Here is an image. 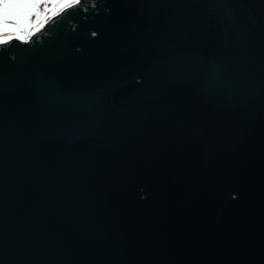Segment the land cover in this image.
Masks as SVG:
<instances>
[{"label": "water", "instance_id": "1", "mask_svg": "<svg viewBox=\"0 0 264 264\" xmlns=\"http://www.w3.org/2000/svg\"><path fill=\"white\" fill-rule=\"evenodd\" d=\"M46 24L0 48V264H264V0Z\"/></svg>", "mask_w": 264, "mask_h": 264}, {"label": "rangeland", "instance_id": "2", "mask_svg": "<svg viewBox=\"0 0 264 264\" xmlns=\"http://www.w3.org/2000/svg\"><path fill=\"white\" fill-rule=\"evenodd\" d=\"M65 0H42L38 9H31V16H21L19 18L9 17L4 20L10 27L7 30H0V37L21 36L28 37L30 32L39 27L43 22L55 12L58 6H64ZM58 10V9H57ZM3 17V5H0V18Z\"/></svg>", "mask_w": 264, "mask_h": 264}, {"label": "snow or ice", "instance_id": "3", "mask_svg": "<svg viewBox=\"0 0 264 264\" xmlns=\"http://www.w3.org/2000/svg\"><path fill=\"white\" fill-rule=\"evenodd\" d=\"M42 0H0V5H3V17L0 18V30H7L10 26L3 21L9 17L19 18L27 15L31 16V9H38ZM65 3H71L79 7L83 0H65ZM55 23V21H54ZM91 35L95 37L96 32H92ZM13 40L12 36L0 37V48L10 46L9 42ZM25 43H33V40L24 41Z\"/></svg>", "mask_w": 264, "mask_h": 264}, {"label": "bare ground", "instance_id": "4", "mask_svg": "<svg viewBox=\"0 0 264 264\" xmlns=\"http://www.w3.org/2000/svg\"><path fill=\"white\" fill-rule=\"evenodd\" d=\"M71 4V3H70ZM70 4H66V5H62V6H58V10L56 9L55 10V12L54 13H52L44 22H43V24L41 25V27H43V25L45 24V25H47L46 23L48 22V21H50V19L51 18H53L54 16H56V15H58L59 13H60V11L63 9V8H65L66 6H68V5H70ZM40 28V27H39ZM39 28H35L34 30H32V34H34L35 32L37 33V32H39V31H41ZM39 29V30H38ZM23 39H26V38H23ZM11 42V41H10Z\"/></svg>", "mask_w": 264, "mask_h": 264}]
</instances>
